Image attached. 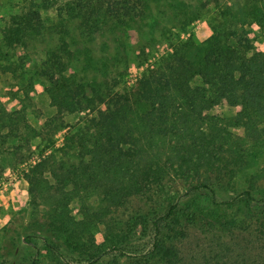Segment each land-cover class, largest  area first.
<instances>
[{
    "label": "trees",
    "instance_id": "obj_1",
    "mask_svg": "<svg viewBox=\"0 0 264 264\" xmlns=\"http://www.w3.org/2000/svg\"><path fill=\"white\" fill-rule=\"evenodd\" d=\"M53 4L60 8L61 23H73L87 37L107 28L128 32L150 8L148 0H54L43 8ZM250 14L264 28L262 8L256 5ZM247 24L214 23L202 44L174 41L168 54L123 91L116 89L122 73H70L75 56L62 39L35 73L58 108L56 122L41 129L29 123L28 93L17 95L16 110L0 103V175L21 162L22 152L52 123L57 132L65 129L59 116L93 113L65 134L60 155H48L26 174L34 222L28 242L42 240L47 250V262L39 255L30 264H124L130 257L139 264H197L184 249L202 218L206 236L215 238L221 251L230 250L220 220L199 206L186 209L182 198L207 190L217 206L218 188L232 186L250 158L264 154V51L246 34ZM44 28L41 11L32 7L12 17L4 41L22 46ZM121 57L112 54L108 62ZM219 106L236 107V116L213 115ZM232 127L243 128L245 136H236ZM261 178L264 167L253 176L248 199L255 200ZM74 201L80 203L78 215ZM258 224L264 234V220ZM13 227L0 233V264H10L8 244L17 240ZM214 260L238 264L222 255Z\"/></svg>",
    "mask_w": 264,
    "mask_h": 264
},
{
    "label": "rangeland",
    "instance_id": "obj_2",
    "mask_svg": "<svg viewBox=\"0 0 264 264\" xmlns=\"http://www.w3.org/2000/svg\"><path fill=\"white\" fill-rule=\"evenodd\" d=\"M48 1L51 3L54 0H0V103L10 110H16L17 95L24 97L28 93L30 105L27 118L38 129L52 119L55 121L58 108L52 105L47 94V83L35 73L47 60L48 51L57 48L62 39L70 42V50L76 60L70 73L81 77H95L111 71V75L120 76L122 73L116 87L119 91L132 87L148 68L170 52L174 41L189 39L198 44L204 43L213 34L214 23H249L245 26L246 34L256 49L264 51V28L256 24L261 22L250 14L256 5L262 8L264 14V0H255L256 4L252 0H148L149 15L130 31L116 32L115 28H107L106 33L89 37L82 35L73 23H61L57 4L43 8V4ZM32 7L41 11L44 31L40 36H27L22 46H7L4 31L12 17ZM185 23L190 24L182 29ZM116 53L124 58L121 57L122 60L115 64L108 62L109 56ZM211 113L229 119L236 116L237 108L219 106ZM92 114L86 110L62 114L59 117L63 118L65 129L57 132L52 123L44 129L42 137L32 140L31 146L22 152V161L0 175V233H4L13 224L14 237L17 239L16 243L8 244L10 253L7 259L10 264H30L39 255L42 257L38 258L47 262L44 242H28V233L32 232L34 222L29 219L30 200L26 174L32 165L48 155H60L59 148L65 134L80 126ZM231 131L236 136H245L243 128L232 127ZM49 138L52 140L47 141ZM23 165H26L25 168ZM263 167L264 154L256 159L250 158L249 164L233 181L232 186L218 188L217 206L211 205L207 190L182 198L183 202H187L186 209L194 211L199 206L201 210L214 215L215 221L216 217L220 220L223 230L227 229L224 243L230 247V250L223 252L215 238L206 236L205 230L208 227L202 214V219L192 227L190 238L185 243L184 253L187 258L197 264H217L215 255H222L227 263L234 260L238 264H264V234L258 229L259 219L264 220V178L256 181L255 200L248 199L245 194L253 176ZM22 169L26 171L23 170L17 181L9 180L10 173ZM4 182L10 183L5 186ZM71 207L74 214L78 215L80 203L74 201ZM97 237L102 240L103 233L99 232ZM147 241L149 243V239ZM123 263L139 264L132 257L123 259Z\"/></svg>",
    "mask_w": 264,
    "mask_h": 264
},
{
    "label": "built area",
    "instance_id": "obj_3",
    "mask_svg": "<svg viewBox=\"0 0 264 264\" xmlns=\"http://www.w3.org/2000/svg\"><path fill=\"white\" fill-rule=\"evenodd\" d=\"M25 166L26 165H23V167L25 168ZM24 169H22V170H17V171H14L13 173H10L9 175H8V177H9V180L10 181H17L18 179H19V177H20V175H22V173L24 172V171H26V169L23 171ZM8 180V179H7ZM10 183V182H9ZM8 182H4V185L5 186H7L8 184H9Z\"/></svg>",
    "mask_w": 264,
    "mask_h": 264
}]
</instances>
